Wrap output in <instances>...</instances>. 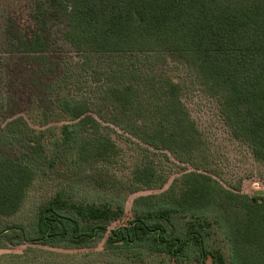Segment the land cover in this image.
Returning <instances> with one entry per match:
<instances>
[{
    "label": "trees",
    "instance_id": "16d2710c",
    "mask_svg": "<svg viewBox=\"0 0 264 264\" xmlns=\"http://www.w3.org/2000/svg\"><path fill=\"white\" fill-rule=\"evenodd\" d=\"M51 1L66 17L64 42L82 60L58 65L39 112L0 128V216L20 211L38 176L70 167L109 172L122 152L110 127L129 137L139 160L120 185L128 196L119 202L82 200L62 186L36 207L33 236L8 227L0 237L11 232L22 243L77 250L104 240V253L127 264H264V195L221 181L182 82L137 60L170 57L264 164V0ZM10 37L0 40L16 43L49 73L57 70L44 34ZM95 55L112 61L88 101L80 98L81 77ZM174 160L192 169L181 168L164 190L163 165ZM141 192L150 193L134 198L127 222L115 226Z\"/></svg>",
    "mask_w": 264,
    "mask_h": 264
},
{
    "label": "rangeland",
    "instance_id": "374dc122",
    "mask_svg": "<svg viewBox=\"0 0 264 264\" xmlns=\"http://www.w3.org/2000/svg\"><path fill=\"white\" fill-rule=\"evenodd\" d=\"M66 27L64 13L51 0H0V38L3 34L11 38V32L16 34L17 31L27 36H31L35 31L40 32L48 43L50 63L57 64V70L49 73L40 62L23 52L16 43L4 44V41L0 40V128L15 116L28 117L31 112H39L49 80L58 75V65L64 60H82V56L63 40L62 34ZM90 59L93 67L81 77L84 91L80 95V98L88 101L94 100L100 87L104 85L106 76L103 71L112 61L97 55L91 56ZM137 60L147 70L167 73L182 82L184 103L208 141L213 168L221 181L230 186L242 185V191L250 195H264V164L254 158L245 144L231 136L220 117L218 103L207 96L170 57L140 56ZM108 133L122 148L115 167L107 173L99 171L95 176V166L70 167L66 170L51 171L46 177L38 176L30 187L20 211L12 217L0 216V231L8 227H20L28 233V237L33 236L36 207L40 201L54 194L62 186L70 188L79 199L86 201L119 202L127 197V191L122 190L121 186L128 183L139 155L129 137L119 129L110 127ZM172 163L173 165H163L164 172L169 177L164 190L168 189L178 173L182 172L181 168L187 167L175 160ZM113 183H118V187L113 188ZM149 193L141 192L130 196L126 203L128 215L115 226L127 222L134 198ZM105 250L104 240L97 241L90 248L77 250L22 243L10 232L8 236L0 237V264H127L104 253Z\"/></svg>",
    "mask_w": 264,
    "mask_h": 264
}]
</instances>
